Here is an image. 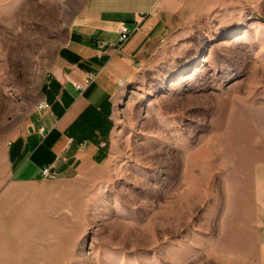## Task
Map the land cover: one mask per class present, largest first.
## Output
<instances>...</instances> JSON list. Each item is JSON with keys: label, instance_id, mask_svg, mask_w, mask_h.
Segmentation results:
<instances>
[{"label": "rangeland", "instance_id": "rangeland-1", "mask_svg": "<svg viewBox=\"0 0 264 264\" xmlns=\"http://www.w3.org/2000/svg\"><path fill=\"white\" fill-rule=\"evenodd\" d=\"M181 1L124 84L109 156L12 183L9 143L43 110V77L86 0H0V264H244L245 177L264 159V0Z\"/></svg>", "mask_w": 264, "mask_h": 264}, {"label": "crops", "instance_id": "crops-1", "mask_svg": "<svg viewBox=\"0 0 264 264\" xmlns=\"http://www.w3.org/2000/svg\"><path fill=\"white\" fill-rule=\"evenodd\" d=\"M181 6V0H86L43 77L48 107L33 112L27 131L9 143L12 183L43 180L39 169L46 165L55 178L69 179L109 156L124 84L155 57ZM120 23L133 30L125 42ZM245 178L244 264H264V159L251 163Z\"/></svg>", "mask_w": 264, "mask_h": 264}, {"label": "built area", "instance_id": "built-area-1", "mask_svg": "<svg viewBox=\"0 0 264 264\" xmlns=\"http://www.w3.org/2000/svg\"><path fill=\"white\" fill-rule=\"evenodd\" d=\"M118 32H119V40L121 42H125L131 36V34L133 33V30H131L126 24L120 23ZM88 83L89 81H86V84ZM77 87L83 89L84 86L77 85ZM47 107H48V104L45 101H42L38 104L39 109H46ZM39 171L43 178L53 179L56 176L55 172L52 171L51 166L49 165L40 167Z\"/></svg>", "mask_w": 264, "mask_h": 264}, {"label": "water", "instance_id": "water-1", "mask_svg": "<svg viewBox=\"0 0 264 264\" xmlns=\"http://www.w3.org/2000/svg\"><path fill=\"white\" fill-rule=\"evenodd\" d=\"M74 13H76V11H73V13H71V17L70 18H72V16H74Z\"/></svg>", "mask_w": 264, "mask_h": 264}]
</instances>
